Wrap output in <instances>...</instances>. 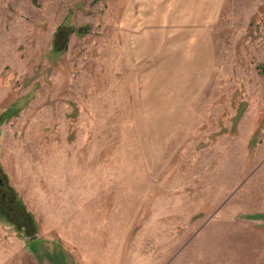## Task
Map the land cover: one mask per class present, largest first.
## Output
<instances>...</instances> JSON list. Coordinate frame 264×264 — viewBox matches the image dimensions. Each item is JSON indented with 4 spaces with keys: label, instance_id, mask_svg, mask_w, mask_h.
I'll list each match as a JSON object with an SVG mask.
<instances>
[{
    "label": "rangeland",
    "instance_id": "rangeland-1",
    "mask_svg": "<svg viewBox=\"0 0 264 264\" xmlns=\"http://www.w3.org/2000/svg\"><path fill=\"white\" fill-rule=\"evenodd\" d=\"M26 243L264 264V0H0V264Z\"/></svg>",
    "mask_w": 264,
    "mask_h": 264
},
{
    "label": "crops",
    "instance_id": "crops-1",
    "mask_svg": "<svg viewBox=\"0 0 264 264\" xmlns=\"http://www.w3.org/2000/svg\"><path fill=\"white\" fill-rule=\"evenodd\" d=\"M203 39H205V42H207V43H209V41H210V39H208V38H203ZM187 41H190V42L195 43V44H196V42L200 43V44H197V48H195L193 50V52H195V54L199 58L198 68L200 67L201 64L205 65V60H207L206 52H209L208 54L210 55V49L212 50V48L208 49L207 46H204L203 48H201V44L204 42V40L203 41L200 40L199 37H197V36H196L195 39H191V40L187 39ZM195 54L193 53V55H195ZM200 58L202 60H200ZM206 63H207V61H206ZM209 64H210V59H209ZM209 64H208V66H209ZM27 246H28L27 243L26 244H22V245L19 246V248L16 251V254L14 255L15 258L12 261V264H55L54 258H52V256H50V259H47L48 256H43L42 255V257L39 260L36 259L35 256H33L32 254H30L28 252ZM40 250L42 251V249H40ZM54 250H57V249H54ZM60 250L64 251L65 249H60ZM63 255L66 258L65 259V261H66L65 263H67V260H69V259H67L66 253H64ZM56 263H58V262H56Z\"/></svg>",
    "mask_w": 264,
    "mask_h": 264
},
{
    "label": "bare ground",
    "instance_id": "bare-ground-1",
    "mask_svg": "<svg viewBox=\"0 0 264 264\" xmlns=\"http://www.w3.org/2000/svg\"><path fill=\"white\" fill-rule=\"evenodd\" d=\"M62 161V160H61Z\"/></svg>",
    "mask_w": 264,
    "mask_h": 264
}]
</instances>
